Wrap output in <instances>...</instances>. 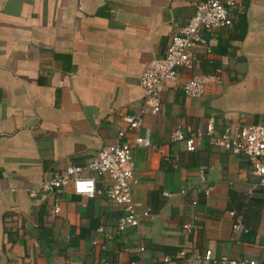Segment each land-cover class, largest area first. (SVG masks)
<instances>
[{
    "label": "crops",
    "instance_id": "obj_1",
    "mask_svg": "<svg viewBox=\"0 0 264 264\" xmlns=\"http://www.w3.org/2000/svg\"><path fill=\"white\" fill-rule=\"evenodd\" d=\"M201 1L0 0V264H226L196 258L206 250L264 264V195L246 158L204 133L209 120L216 130L264 124V0H234L231 26L202 33L208 51H194L192 72L178 71L128 137L147 132L152 146L135 147L129 165L136 212L149 217L118 231L126 211L106 199L105 178H95L92 198L42 186L113 142L118 114L140 104L139 74ZM214 70L220 83L200 99L180 93L190 75ZM178 124L194 151L167 146ZM159 146L178 156L177 169Z\"/></svg>",
    "mask_w": 264,
    "mask_h": 264
},
{
    "label": "built area",
    "instance_id": "obj_2",
    "mask_svg": "<svg viewBox=\"0 0 264 264\" xmlns=\"http://www.w3.org/2000/svg\"><path fill=\"white\" fill-rule=\"evenodd\" d=\"M233 6L234 0H204L196 4L192 17L176 35L171 37L164 56L152 58L139 74L140 104L130 113L118 114L119 123L122 124L117 126L113 142L108 146L101 147L86 166H69L61 174L44 179L42 186L48 193L69 188L75 196L92 198L95 193V178H105L109 181L105 194L106 199L110 204L123 207L126 211L117 220L116 229L118 231L126 227H137L141 217H149L148 211L138 214L136 204L131 199V188L135 184V180L129 165L135 147L146 149L152 146L147 132L142 137L135 136L131 139L128 137L140 128L145 115L157 112L158 108L151 104L152 101L170 83L176 81L178 71L181 70L189 74L192 72L194 51L199 48L208 51L202 33L231 26L230 10ZM219 83V71L214 70L210 74L190 75L185 82L179 85L178 89L184 97L200 99L208 86ZM204 133L218 149L246 158L256 178L254 186L264 195V124H249L238 129L225 126L216 130L213 121L209 120L204 128ZM176 143H182L186 152L194 151V137L184 136L179 124L171 132L167 146ZM163 148L164 146H159L154 150L164 161L170 163L172 169H177L178 156L166 154ZM198 175L202 181V171H199ZM211 191L212 188L207 187L202 193L207 196ZM58 212V205L54 203L51 206V213L56 215ZM228 215L235 220L231 228L236 231L241 229L240 217L234 212H229ZM182 229L187 230L188 225H183ZM100 231L98 229V232ZM142 251L143 248L139 247L138 252ZM184 256L185 251L179 250L175 258L183 259ZM196 258L206 263L255 264L253 261L244 259L219 258L216 260L209 250H206L200 258ZM168 262L167 256L161 259L162 264H168ZM93 264L114 263L101 260Z\"/></svg>",
    "mask_w": 264,
    "mask_h": 264
}]
</instances>
